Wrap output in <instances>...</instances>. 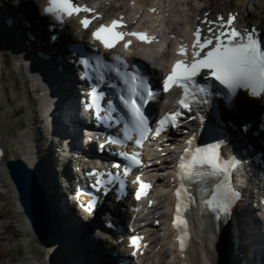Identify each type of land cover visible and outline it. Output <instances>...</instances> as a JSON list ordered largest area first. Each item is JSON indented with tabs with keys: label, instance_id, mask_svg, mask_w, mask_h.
<instances>
[{
	"label": "bare ground",
	"instance_id": "obj_1",
	"mask_svg": "<svg viewBox=\"0 0 264 264\" xmlns=\"http://www.w3.org/2000/svg\"><path fill=\"white\" fill-rule=\"evenodd\" d=\"M123 1L131 2V4L133 2H151V0ZM251 1H253L252 12L245 5L246 2L251 5ZM171 2L173 3L171 0L164 2L166 9L162 15L165 16L167 21L166 27L172 28L170 34L173 33L178 36L177 16ZM227 2L229 3L231 0H226L225 3ZM239 2L243 3L246 8L237 11V9L235 10L234 8L233 10L229 6L224 13H239L242 16L247 12L246 20L248 24L259 28L264 35V21L260 24L256 19L259 16L257 0H239ZM23 3L25 2L18 3L14 0H0V14H2L1 6L5 7L4 10L7 13L2 18L11 19L8 22L9 24L14 22L19 40L27 45L28 49V54L23 55L26 47L19 45L14 47L13 43L16 42L10 37H3L2 31H0V47L1 51H4L0 59V148L2 151L0 158V198L6 205L0 210V218H5L6 214H9L8 217L10 218V223L0 224V230L2 228L7 229L13 222L17 223L19 231H27V235L31 233L28 220L22 212L17 191L5 167L8 159L22 158L38 175V181L43 192L42 195H44L43 198L46 200L44 209L46 210L49 206L48 216L52 224L46 242L41 244L45 246L43 264H116L117 261L115 262L114 258L126 254L129 249L125 246L126 240L121 243L117 242L115 230L106 224L110 220L120 222L127 220V223H129L131 219V215H127V210L130 209L129 198L125 196L117 201L112 193L102 195L101 202L105 207V212L101 215L98 212L99 214L96 215L95 213L98 211L96 209L93 212V218L95 219L97 216L101 218V223L104 222L102 225L105 231L98 229L99 227L94 225L88 230L89 236L84 239L86 236H84V230L81 225V223H84V219L76 212L74 206L70 204L64 190L59 188L60 183L57 181L61 174L58 167L59 164L56 166L57 170L53 166L56 161H59L60 157L64 156L63 147H70L76 138H80L81 134L79 130L81 115L78 112L75 93L70 85L71 77L67 68L69 65L67 66L66 64L70 63V60L60 45H57V47L52 45L47 30L33 24L31 18L35 21L34 9L32 11V8L26 7V3ZM33 5L30 4L29 6ZM30 32L37 36L36 40L26 43V33L29 34ZM24 33L25 40H22ZM38 53L43 54L39 55ZM154 62L155 65L161 67L165 63V59L164 57H158ZM263 105L264 98H249L242 94L236 103V109L239 112L236 113L235 110H232L228 118L234 121H238L241 116L247 118L251 112L246 107L261 110ZM22 107H25V114L17 119L13 114ZM20 120H25L26 126L16 131L15 127ZM191 125H193L194 129L198 127L197 123H192ZM181 136L180 139L184 135L182 134ZM86 147L93 155L98 154L96 145L87 144ZM65 152L69 155L67 150ZM248 155L251 158L247 159L242 165L236 180L238 181L237 185L244 190L245 196L249 199L257 181H259V188H264V175L259 171V162L256 160V156L250 152H248ZM72 158L74 159V157ZM158 159L163 161L162 158ZM175 161L176 157L173 163ZM251 164L257 170L251 168ZM173 168L174 165L172 163L170 165L166 159L164 167H155L153 169L158 174L164 171L169 172L168 176H157V178L170 191L174 185L177 187L178 184L177 181H172L175 173ZM56 171H58L59 178ZM74 178L72 177V179ZM84 178H86L85 175ZM243 179L245 180L243 181ZM66 186L69 187V184H66ZM245 203H238L236 206L237 214H241L239 217L242 224L241 240L239 247H236L239 253L237 252L236 257L234 256L236 260L229 258L235 250L232 244L233 240H231L232 242H230L228 248L231 254L228 256V253H225V249H223V254L227 264H264V246L262 244L264 240L261 235V224H259L254 211L251 210L250 213V209H247ZM158 210L159 212L165 211L161 207ZM161 218L163 219V215ZM151 226L154 228L153 225ZM214 228V222L208 214V219L204 224L194 227V241L186 252V258L183 259L173 249V245L176 242L173 241L174 239H172L170 233V223L164 221L160 229L162 232L159 230L161 234L157 240L160 244L159 249L152 247V250L147 254L148 261L152 264L154 263L152 257H156L157 263L169 264L167 257L164 259V255L167 253V256H172L170 264H180V262H185L186 264H216L215 258L218 256L216 250L220 251V248H216V246L219 245L221 247L223 242L224 244L227 242L226 238L227 235L230 236L229 229L231 225L228 223L225 226L224 223H221L219 232ZM0 233L2 234V232ZM3 233H6V231H3ZM103 233L110 235L105 238ZM89 238L100 242V254L91 247ZM33 239L35 240L36 238L34 237ZM104 240L105 244L103 243ZM256 245L259 247H255ZM42 262L35 255L26 264H42ZM144 264H146V260Z\"/></svg>",
	"mask_w": 264,
	"mask_h": 264
},
{
	"label": "snow or ice",
	"instance_id": "obj_2",
	"mask_svg": "<svg viewBox=\"0 0 264 264\" xmlns=\"http://www.w3.org/2000/svg\"><path fill=\"white\" fill-rule=\"evenodd\" d=\"M45 14L54 16L57 21L63 22V17L72 16L83 12H91L93 9L81 7L73 3V0H48V5L43 9ZM155 11V9H152ZM201 24H208L207 32L210 35H201V28L196 27L192 41L191 59L187 58L186 47L181 45L178 49V55L184 56V59H176L171 70L164 75L161 89H153L150 86V78L137 70L136 65L129 68L127 62L122 61L120 57H115L117 61L115 67L109 68L114 72L120 82L125 86L119 96L121 104L130 114L131 131L135 133V144L140 146L149 134L153 137L160 135L165 130L166 125L171 128L179 126V120L185 115V112L191 113L196 109L195 115H188V120H199L203 125L205 116L202 114L204 109L210 104L213 96H223L226 104L231 105L234 97L238 95L239 90H246L251 97H259L264 94V40L257 36L255 26L245 28L243 31L234 27L236 15L229 13L225 20L223 16H217L216 21L208 20L207 13ZM95 17H93L94 19ZM120 20L113 19L110 24H100L92 31V38L99 40L106 49H111L115 44L124 38V36H134L145 43H151L155 37L149 36L145 32H122L118 28L124 27ZM219 21V25L215 28ZM88 18H82L80 24L88 28L90 24ZM55 39V37H53ZM131 41H127L124 47L127 48ZM86 67L88 60H81ZM107 67V65H105ZM97 79L100 84L105 82L104 72L99 65L96 66ZM203 70V73H202ZM200 76V80L197 77ZM219 85V88L216 87ZM173 86L179 87L182 92L176 101L177 109L174 112L166 113L159 121L157 127L152 130L149 118L143 111V105H146L153 99L157 92H168ZM115 87V85H109ZM105 95L99 91L97 86L93 85L89 93L93 100L96 96L101 98ZM109 107L112 101L107 102ZM109 118H111L109 116ZM211 131V130H210ZM196 133L193 132L186 140L188 147L183 149L176 165L177 178L180 181L175 189L176 204L172 224L177 228H186V220L182 215V209L187 208V198L192 195L188 187L192 183H199L201 186L196 189L200 196V206L207 209L217 218L226 213L231 207L237 193L228 182L226 177L229 170L234 168L238 161L235 157L222 154V146L225 141L214 138L212 142L202 144L193 143ZM126 139H132L131 136H125ZM107 142H119L109 138ZM103 147V145H101ZM120 155L128 156L129 165L123 169L126 176L130 171L132 164H142L139 153H133L130 156L127 153ZM113 168H120L119 163H114ZM111 178V174H109ZM101 181L98 179L96 184ZM133 183L139 186L135 190L136 199L146 194V189L150 184L141 181L137 175ZM151 204V202H149ZM95 201L90 200L88 204L83 205L85 211L91 213L94 209ZM159 223V221H157ZM142 237L135 235L129 237V243L138 248V241ZM181 251L184 248L183 236H177ZM135 255V252L133 253Z\"/></svg>",
	"mask_w": 264,
	"mask_h": 264
},
{
	"label": "rangeland",
	"instance_id": "obj_3",
	"mask_svg": "<svg viewBox=\"0 0 264 264\" xmlns=\"http://www.w3.org/2000/svg\"><path fill=\"white\" fill-rule=\"evenodd\" d=\"M207 1L209 2L208 10H211V11L214 10L215 12L217 10L219 12L220 11H225L226 8H229V6L232 7L233 10H234V8H235V10L237 9V11L246 8V6H247L248 10H251V12L253 10V8H252V2L253 1L250 2L251 5H248V3L246 2L245 3L246 6L243 3L239 2V0H231V2H229V3L228 2L225 3L226 0H204L203 2L204 3H208ZM257 3H258V6H259V9H257V12H258L259 16H257L256 19L258 21L260 20L262 22V21H264V0H257ZM225 4H227V5L225 6ZM4 8H5L4 6H1L2 14H0V22L4 25L2 27V24L0 23V31H2V36L3 37H9L10 36V38H12L17 43V44L13 43L14 47H16V45L26 47V50L23 52V55H26V54H28L27 45H25L21 40H19L18 33L16 31V25L14 24V22L12 24H9L8 22L11 20L9 18H2L3 15H7V13L4 10ZM33 20L34 19L31 18V21L33 23H35ZM24 38H25V33H24V36L22 37V40ZM3 52L4 51H1V47H0V59L2 58ZM1 63H2V61H1ZM25 111H26L25 107H22L19 110H17V112H14L13 115L17 119H19V118L24 116ZM25 122H26L25 120H20L17 123V126L15 127V130L19 131L20 129L25 127L26 126ZM94 149H96V148H94ZM169 163L171 165V162H169ZM53 166L54 167L58 166V162L56 161ZM56 170H57V167H56ZM57 172L58 171H56V173ZM57 176L59 178L58 173H57ZM57 181L59 183L60 178ZM59 188H60V186H59ZM60 190H62V189L60 188ZM4 206H6L5 202L0 198V210ZM75 209H74V211H75ZM104 212H105V207L102 204V208L100 209V215L103 214ZM8 216H9V214H6L5 218H0V224L10 223V218ZM90 221L91 222H89L87 224L81 223L82 228L84 230V236H86V237H84V239L89 236L88 230L94 225H97L99 227L98 229L104 230L103 225H102L104 222L101 223V218L98 217V219H94V220H90ZM51 224H52V222H51V219H50V221H49V226L50 227H51ZM3 231H6V233H3ZM0 232H2V234L0 233V264H20V263H25L26 264L27 263V261H26L27 258H26L25 252H24L25 246H26V248H34V243H33L34 240L28 238V235L26 234L27 231H22V232L19 231L17 223H13L12 222L10 227H8L7 229L6 228H2L0 230ZM81 232H82V230H81ZM26 235H27V238H26ZM109 235L110 234H108V233H103V236L105 238H108L107 236H109ZM93 238H89L91 240L89 244L91 245L92 248L97 250V252L100 254L101 251H100L99 247H101V244H99L100 242H97V240H95V239L93 240ZM226 241L227 242H225V244H224V242H223V245L221 244L222 245L221 247L219 245L216 246V248H220V251L216 250L217 254H218V256H216V258H215L216 264H227V260H226V258L224 257V254H223V249H225V253H228V256L231 254V251L229 253V250H228L229 244H230V242H232L229 235H227ZM104 242H105V240L103 241V243ZM36 245H37V247H36L37 249H33L34 252H32V256L35 257V255H36L38 257V259L40 260V262H42V260L44 259V255H45V252H44L45 251V246L41 245L40 241H38ZM258 245L260 246V244H258ZM258 245H256L255 247H259ZM253 249H254V247H253ZM166 255H167V253H165L164 259L166 258ZM230 257H233V254H232V256H229V258ZM250 258H249V260H250ZM232 259L234 260V257ZM42 264H43V262H42Z\"/></svg>",
	"mask_w": 264,
	"mask_h": 264
},
{
	"label": "water",
	"instance_id": "obj_4",
	"mask_svg": "<svg viewBox=\"0 0 264 264\" xmlns=\"http://www.w3.org/2000/svg\"><path fill=\"white\" fill-rule=\"evenodd\" d=\"M5 167L17 191L21 209L28 220L30 230L41 244L45 243L51 230L48 216L49 206L46 210L44 209L46 200L43 198L44 195H42L43 192L36 171L30 168L29 164L22 158L8 159ZM98 212H96L97 215Z\"/></svg>",
	"mask_w": 264,
	"mask_h": 264
}]
</instances>
